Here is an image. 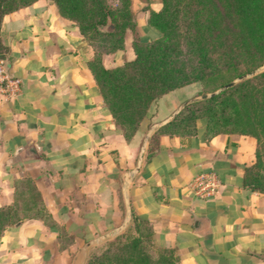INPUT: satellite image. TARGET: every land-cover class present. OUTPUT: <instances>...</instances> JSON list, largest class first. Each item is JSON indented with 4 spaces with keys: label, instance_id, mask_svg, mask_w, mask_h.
<instances>
[{
    "label": "crops",
    "instance_id": "0c3cea01",
    "mask_svg": "<svg viewBox=\"0 0 264 264\" xmlns=\"http://www.w3.org/2000/svg\"><path fill=\"white\" fill-rule=\"evenodd\" d=\"M152 1L149 10L158 12L161 3ZM1 39L21 84L17 95H0V208L18 203L29 181L55 226L33 217L5 231L0 264H82L83 251L124 232L132 218L149 222L155 243L173 249L179 264H264V194L243 184L254 138L157 134L149 151L155 125L175 103L159 107L128 142L88 67L92 48L50 1L6 15ZM132 41L123 60L103 55V66L133 60ZM207 170L222 187L203 201L190 183Z\"/></svg>",
    "mask_w": 264,
    "mask_h": 264
},
{
    "label": "trees",
    "instance_id": "16d2710c",
    "mask_svg": "<svg viewBox=\"0 0 264 264\" xmlns=\"http://www.w3.org/2000/svg\"><path fill=\"white\" fill-rule=\"evenodd\" d=\"M38 1L0 0V31L6 15ZM47 1L92 48L88 67L116 129L128 142L142 135L151 113L152 125L162 98L171 92L195 83L217 85L215 91L264 66V0H160L158 12L148 11L147 26L159 34L154 41L137 35L131 0H118L117 7L111 0ZM127 32L135 35V58L106 69L103 55L123 60ZM0 49V59L8 64L1 40ZM200 133L206 140L218 135L254 138L255 162L244 168L243 184L264 194V71L187 106L151 137L148 150L157 134L191 138ZM31 186L24 181L18 203L0 208V237L27 218L55 226ZM127 229L87 264H179L173 249L155 243L149 222L132 218Z\"/></svg>",
    "mask_w": 264,
    "mask_h": 264
},
{
    "label": "rangeland",
    "instance_id": "374dc122",
    "mask_svg": "<svg viewBox=\"0 0 264 264\" xmlns=\"http://www.w3.org/2000/svg\"><path fill=\"white\" fill-rule=\"evenodd\" d=\"M110 4L114 7H117L118 5H120L118 0H111L109 1ZM160 2V0H159ZM150 4H154V2L152 0H131V8L133 11V16H134V20L137 24V35H139L142 38H146L148 41H154L155 39H157L159 37V34L154 31L153 29H151L150 27L146 26L145 30H141V27L143 24H145V21L148 19V10H149V5ZM146 25V24H145ZM135 38V35L133 36L131 32H127L126 36H125V42H130L131 40H133ZM0 40L1 43L4 46L2 39H1V31H0ZM0 53L3 54V49H0ZM118 61H120V57L117 58ZM264 71V66L262 68H260L259 70L255 71L254 75L260 73ZM254 75H246L247 78L245 79H249L252 78ZM244 80V79H243ZM241 80L239 79H235L232 82H235V84L239 83ZM231 83V82H230ZM217 87V85H216ZM214 85H206V84H202V83H195L193 85L187 86L185 88H182L172 94L167 95L166 97H164L161 101L160 107L166 108V107H171L173 104L175 105V103L179 104L175 109H177L183 102L192 99L196 96L199 95H203V94H207V93H211L212 91H214L213 89L216 88ZM223 87V86H222ZM220 87V88H222ZM220 88H217L215 91L219 90ZM174 95V96H173ZM153 111V110H152ZM159 112V111H158ZM161 112V111H160ZM163 113V112H161ZM152 114H149V117L147 118V121L145 122V126H144V132L151 126L150 125V118L152 117ZM198 115H201V112H198ZM163 115H160V117H163ZM168 117V114H167ZM204 123V119L202 118L200 121H198V126L201 127ZM128 232V229H126L123 233ZM116 237V236H115ZM115 237L110 238L109 241L113 240ZM106 242L100 241V242H96L94 243V245H92V247H90L89 249H87V251H83L82 255H80L79 257H83V261L85 258V261L82 262V264H87L89 259L94 258V257H98L101 254L102 247L107 246L105 244ZM105 249V248H104ZM103 249V250H104Z\"/></svg>",
    "mask_w": 264,
    "mask_h": 264
},
{
    "label": "built area",
    "instance_id": "2783aa9c",
    "mask_svg": "<svg viewBox=\"0 0 264 264\" xmlns=\"http://www.w3.org/2000/svg\"><path fill=\"white\" fill-rule=\"evenodd\" d=\"M20 84L21 81L10 74L7 62L0 59V95H17ZM221 187L218 176L213 170L199 173L190 183L192 195L203 201L215 198L220 193Z\"/></svg>",
    "mask_w": 264,
    "mask_h": 264
},
{
    "label": "water",
    "instance_id": "95a60500",
    "mask_svg": "<svg viewBox=\"0 0 264 264\" xmlns=\"http://www.w3.org/2000/svg\"><path fill=\"white\" fill-rule=\"evenodd\" d=\"M255 73L253 72V73H251L250 75L252 76V75H254ZM245 78H247L246 76H244V77H241V78H239V80H243V79H245ZM235 85V82H231V83H229V84H226V85H224L222 88H220L219 90H217V91H214V92H212V93H207V94H203V95H199V96H196V97H194V98H192V99H189V100H187V101H185V102H183L165 121H163V122H161V123H159V124H156L155 125V128H162L163 126H165L166 124H168V123H170L171 121H173L174 119H175V117L180 113V112H182L187 106H189V105H192V104H195V103H199V102H202V101H205V100H207V99H210V98H213V97H215V96H217V95H219L220 93H222L223 91H225V90H227V89H229V88H231L232 86H234ZM130 218H131V214L129 213V216H128V220H127V222L125 223V225H124V227L125 226H127V224H128V222H129V220H130ZM124 227H122V228H120V229H118L117 230V232H121L122 230H123V228Z\"/></svg>",
    "mask_w": 264,
    "mask_h": 264
}]
</instances>
